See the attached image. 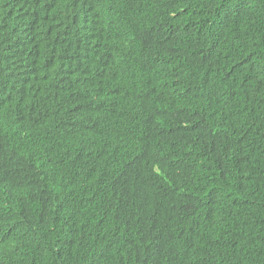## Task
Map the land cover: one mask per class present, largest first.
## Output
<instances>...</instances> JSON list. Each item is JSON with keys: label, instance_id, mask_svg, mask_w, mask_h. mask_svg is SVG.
<instances>
[{"label": "trees", "instance_id": "1", "mask_svg": "<svg viewBox=\"0 0 264 264\" xmlns=\"http://www.w3.org/2000/svg\"><path fill=\"white\" fill-rule=\"evenodd\" d=\"M0 264H264V0H0Z\"/></svg>", "mask_w": 264, "mask_h": 264}, {"label": "clouds", "instance_id": "2", "mask_svg": "<svg viewBox=\"0 0 264 264\" xmlns=\"http://www.w3.org/2000/svg\"><path fill=\"white\" fill-rule=\"evenodd\" d=\"M99 108L89 109L87 112H82L81 117L78 119L82 125V136L85 141L90 143L97 139L99 142L107 138L108 134L104 129L102 130L101 122L105 119L106 106L99 104Z\"/></svg>", "mask_w": 264, "mask_h": 264}]
</instances>
